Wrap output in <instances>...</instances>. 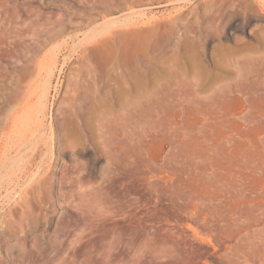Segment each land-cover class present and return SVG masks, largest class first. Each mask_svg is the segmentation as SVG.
I'll return each mask as SVG.
<instances>
[{"label":"rangeland","instance_id":"374dc122","mask_svg":"<svg viewBox=\"0 0 264 264\" xmlns=\"http://www.w3.org/2000/svg\"><path fill=\"white\" fill-rule=\"evenodd\" d=\"M212 3L0 0L19 27L0 28V264H264V0ZM95 42L103 133L71 119ZM176 68L263 77L246 97L140 106Z\"/></svg>","mask_w":264,"mask_h":264},{"label":"bare ground","instance_id":"6f19581e","mask_svg":"<svg viewBox=\"0 0 264 264\" xmlns=\"http://www.w3.org/2000/svg\"><path fill=\"white\" fill-rule=\"evenodd\" d=\"M211 1H213L212 3L213 5H217L218 2L222 0H211ZM1 27L4 30H12V31H17L19 28L17 26V23L7 24L6 22L3 23L0 21V28ZM100 41L102 42L104 47L106 46L111 49L110 54H112L115 48L114 45L115 36H111L109 38H103ZM97 44L98 42L97 43L95 42L85 47V51H86L85 56L87 57L85 60H87L88 62V63L86 62V64L89 65V71L87 76L90 78L92 82L89 80L88 84H86L85 81L78 83V86L74 89V93L73 95H71L72 96L71 119H72V124L76 128L77 127L90 128L91 125L94 124L96 130V122H97V128L103 133L110 130V128H112L115 118H114V110L109 102L104 104V106L100 107L99 112H97L96 115V109H97L96 102L98 99L96 95V45ZM8 46L9 49L6 50L8 53L18 51L19 47L16 41L15 42L14 40L11 42L9 41ZM5 54L6 53L3 52V55ZM261 68H251L248 72L242 74L241 77H244L243 81L236 83V85L233 87L225 86L220 82L207 83V81L203 76L204 68H176L173 76H170L169 74H167L166 70H163L164 71L162 74L163 76L162 79L160 80V89L157 90L156 92H151V94H149V96L141 100L139 104L140 106H143L144 104L148 103L150 105H156V107L158 108H163L166 104L170 106H174L176 103H178V100H186L191 103H202V102L212 103L217 101H224L226 99H229L230 97L238 96V95L242 97L243 96L246 97L249 94L257 92V90L259 89L258 79L259 77H263L262 76L263 72L261 71ZM34 72H35L34 69L29 70L28 75H30L31 77V75ZM37 75L38 77H41V72H38ZM121 78L124 87L123 91L124 93H126L127 80H128V71L126 68H124L123 71L121 72ZM40 95H44V93ZM40 98L43 97L41 96ZM128 105H129V98L126 97L121 101V106L124 110H127ZM86 112L90 114L86 115ZM13 122L17 123L15 121V118ZM70 145L72 144L70 143Z\"/></svg>","mask_w":264,"mask_h":264}]
</instances>
